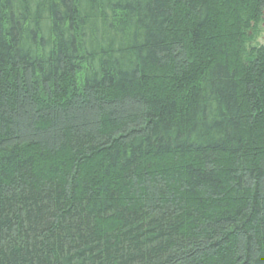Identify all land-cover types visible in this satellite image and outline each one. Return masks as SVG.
<instances>
[{
	"label": "trees",
	"instance_id": "obj_1",
	"mask_svg": "<svg viewBox=\"0 0 264 264\" xmlns=\"http://www.w3.org/2000/svg\"><path fill=\"white\" fill-rule=\"evenodd\" d=\"M264 0H0V264H264Z\"/></svg>",
	"mask_w": 264,
	"mask_h": 264
},
{
	"label": "rangeland",
	"instance_id": "obj_2",
	"mask_svg": "<svg viewBox=\"0 0 264 264\" xmlns=\"http://www.w3.org/2000/svg\"><path fill=\"white\" fill-rule=\"evenodd\" d=\"M251 46H259V45H264V22L263 25L261 26V30L258 31L256 37L254 40L250 43Z\"/></svg>",
	"mask_w": 264,
	"mask_h": 264
}]
</instances>
